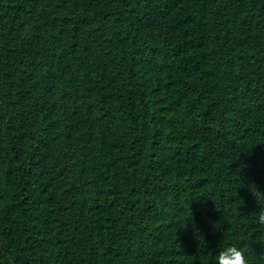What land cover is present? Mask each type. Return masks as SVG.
<instances>
[{
    "label": "trees",
    "instance_id": "1",
    "mask_svg": "<svg viewBox=\"0 0 264 264\" xmlns=\"http://www.w3.org/2000/svg\"><path fill=\"white\" fill-rule=\"evenodd\" d=\"M264 0H0V264H264Z\"/></svg>",
    "mask_w": 264,
    "mask_h": 264
},
{
    "label": "clouds",
    "instance_id": "2",
    "mask_svg": "<svg viewBox=\"0 0 264 264\" xmlns=\"http://www.w3.org/2000/svg\"><path fill=\"white\" fill-rule=\"evenodd\" d=\"M251 192L255 197V203L258 205V210L252 212L255 215L260 234L264 237V194L257 189ZM259 255L264 256V251H261ZM211 260L212 264H250V258L244 248L235 243L218 244Z\"/></svg>",
    "mask_w": 264,
    "mask_h": 264
}]
</instances>
